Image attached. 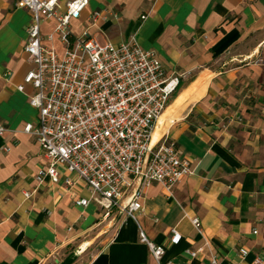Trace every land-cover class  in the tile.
Returning <instances> with one entry per match:
<instances>
[{"label":"crops","instance_id":"1","mask_svg":"<svg viewBox=\"0 0 264 264\" xmlns=\"http://www.w3.org/2000/svg\"><path fill=\"white\" fill-rule=\"evenodd\" d=\"M58 1L62 9L68 0ZM14 2L0 0V264H61L67 257L77 264L96 246L85 264H156L139 230L163 246L162 262L208 264L205 248L186 254L206 240L220 264H264V0H88L70 21L72 35L88 28L103 44L134 35L167 75H182L153 132L155 143H176L191 174L171 193L157 183L145 188L137 222L117 208L104 216L85 183L62 166L54 180L37 185L47 162L23 132L36 125L33 89H16L33 68L23 49L31 15ZM92 12L102 18L88 27ZM54 28V20L42 22V44L61 56L58 37L47 39ZM79 198L89 205L75 206Z\"/></svg>","mask_w":264,"mask_h":264},{"label":"built area","instance_id":"2","mask_svg":"<svg viewBox=\"0 0 264 264\" xmlns=\"http://www.w3.org/2000/svg\"><path fill=\"white\" fill-rule=\"evenodd\" d=\"M58 2H14L15 8L31 15L23 49L33 68L16 89L23 92L24 85L33 89L28 103L37 111L36 125H25L23 132L35 138L47 162L34 179L38 186L47 178L54 180L62 166L85 183L90 200L104 216L117 208L137 222L145 188L157 183L171 193L191 174L190 163L173 140L163 137L152 144L155 125L182 75H167L155 52L143 49L134 35L118 45L98 44L88 28L72 35L70 21L79 17L88 0H68L62 9ZM101 18L99 12H92L86 19L88 27ZM47 20L55 21L47 39L58 37L64 46L61 56L42 44L40 27ZM4 132L0 125V136ZM23 195L29 198L31 193ZM90 200L79 198L74 205L87 207ZM190 223L203 236L200 220L192 217ZM138 237L156 264H170L162 262L163 246L149 241L141 230ZM179 238L173 231L171 241L177 243ZM203 248L208 250V264H220L206 240L186 254L195 257ZM239 253L246 255L244 249ZM251 264H261V259Z\"/></svg>","mask_w":264,"mask_h":264},{"label":"rangeland","instance_id":"3","mask_svg":"<svg viewBox=\"0 0 264 264\" xmlns=\"http://www.w3.org/2000/svg\"><path fill=\"white\" fill-rule=\"evenodd\" d=\"M96 42L100 45H103L102 41L97 38ZM156 140H157V135L155 136ZM99 249V246H96L95 248H90L89 251H86L84 254H82V256L79 257V261L77 264H85L88 259L91 257L92 253L94 252V250Z\"/></svg>","mask_w":264,"mask_h":264},{"label":"trees","instance_id":"4","mask_svg":"<svg viewBox=\"0 0 264 264\" xmlns=\"http://www.w3.org/2000/svg\"><path fill=\"white\" fill-rule=\"evenodd\" d=\"M74 259H75L74 257H67L62 261L61 264H72L74 262Z\"/></svg>","mask_w":264,"mask_h":264},{"label":"bare ground","instance_id":"5","mask_svg":"<svg viewBox=\"0 0 264 264\" xmlns=\"http://www.w3.org/2000/svg\"><path fill=\"white\" fill-rule=\"evenodd\" d=\"M157 140H155V132L152 134V144H154Z\"/></svg>","mask_w":264,"mask_h":264}]
</instances>
